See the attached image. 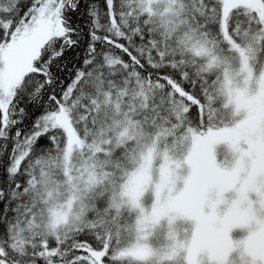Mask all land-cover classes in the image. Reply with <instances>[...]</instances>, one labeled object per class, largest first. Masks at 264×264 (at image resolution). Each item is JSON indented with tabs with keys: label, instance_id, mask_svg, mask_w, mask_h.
Instances as JSON below:
<instances>
[{
	"label": "snow or ice",
	"instance_id": "6c2138e0",
	"mask_svg": "<svg viewBox=\"0 0 264 264\" xmlns=\"http://www.w3.org/2000/svg\"><path fill=\"white\" fill-rule=\"evenodd\" d=\"M0 264H264V0H0Z\"/></svg>",
	"mask_w": 264,
	"mask_h": 264
}]
</instances>
